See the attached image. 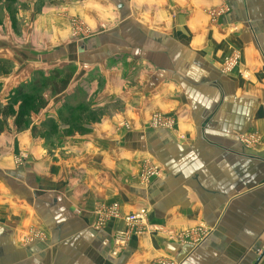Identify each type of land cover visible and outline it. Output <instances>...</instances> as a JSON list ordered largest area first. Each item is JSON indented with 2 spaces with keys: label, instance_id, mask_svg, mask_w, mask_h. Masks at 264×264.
<instances>
[{
  "label": "crops",
  "instance_id": "0c3cea01",
  "mask_svg": "<svg viewBox=\"0 0 264 264\" xmlns=\"http://www.w3.org/2000/svg\"><path fill=\"white\" fill-rule=\"evenodd\" d=\"M18 1L0 16V264H253L264 0ZM27 87L49 90L19 111Z\"/></svg>",
  "mask_w": 264,
  "mask_h": 264
},
{
  "label": "built area",
  "instance_id": "2783aa9c",
  "mask_svg": "<svg viewBox=\"0 0 264 264\" xmlns=\"http://www.w3.org/2000/svg\"><path fill=\"white\" fill-rule=\"evenodd\" d=\"M218 13V12H217ZM217 13H210L212 17H215L217 15ZM216 14V15H215ZM239 63V56L238 54H234L231 55L229 57H226L223 61V70L225 71H229L231 68L235 67L236 65H238ZM159 168L157 166L154 165H146L140 173V178L143 181L148 180L149 177L152 176H158L159 175ZM105 217H112V218H116L120 216L117 204L115 205H111L109 206L106 210H105ZM144 212L143 211H139L136 213H132L129 214L127 216L123 217V220L125 222V224H127L128 226H132V225H136L137 223H142L144 220ZM101 221H99V225H100ZM142 225H145L144 223H142ZM137 228V226H135ZM153 230L152 226H147V228L145 230Z\"/></svg>",
  "mask_w": 264,
  "mask_h": 264
},
{
  "label": "rangeland",
  "instance_id": "374dc122",
  "mask_svg": "<svg viewBox=\"0 0 264 264\" xmlns=\"http://www.w3.org/2000/svg\"><path fill=\"white\" fill-rule=\"evenodd\" d=\"M4 5L7 7V9L9 11V13L11 14V16L16 18L17 16H19V14H18L19 9L21 10V8L23 7V2L18 1V0H0V16L3 15L2 14V6H4ZM14 22L16 23V20ZM81 26H84V24L80 25V27ZM71 28H72V35L75 37L77 35V34L75 35V28H73L72 26H71ZM87 28H82L84 34H86V32L90 31V28H88V29ZM23 54L33 56L30 52H26V51H24ZM5 68H6V66L4 67L3 65H1L0 66V71H4ZM41 81H43V80H41ZM45 88L48 89V87H44V88L40 89L39 92H37V95H35V91H31L32 89L27 87L28 90L26 92H27L28 96L26 97V95H25V97H21L19 99L21 101V105L20 106H22V110L20 108L19 111L25 110L26 109V105H28V104L33 105V107L35 106L34 103H36V104L40 103L41 104L43 102V99L40 96V93H42L43 91H46ZM32 93H34V94H32ZM87 115L89 116L90 119H94L95 118V115L93 113H91L90 111H88ZM40 237L41 236H39V234L34 232V234L31 235V236H30V234L27 237L25 236L23 241L25 242L27 239L29 241L30 240L32 241L33 239H37V238L40 239Z\"/></svg>",
  "mask_w": 264,
  "mask_h": 264
},
{
  "label": "trees",
  "instance_id": "16d2710c",
  "mask_svg": "<svg viewBox=\"0 0 264 264\" xmlns=\"http://www.w3.org/2000/svg\"><path fill=\"white\" fill-rule=\"evenodd\" d=\"M67 83V80H61L59 81V83H57V88L59 90H61ZM61 85V86H60ZM6 111H4V114H5ZM17 121V126H20L22 124V114L20 113L16 119ZM3 129V122L0 120V132L2 131Z\"/></svg>",
  "mask_w": 264,
  "mask_h": 264
},
{
  "label": "water",
  "instance_id": "95a60500",
  "mask_svg": "<svg viewBox=\"0 0 264 264\" xmlns=\"http://www.w3.org/2000/svg\"><path fill=\"white\" fill-rule=\"evenodd\" d=\"M263 255H264V249L261 251V254L257 257V259L255 260V262L253 264H257Z\"/></svg>",
  "mask_w": 264,
  "mask_h": 264
}]
</instances>
